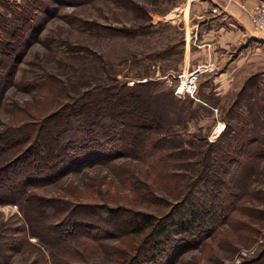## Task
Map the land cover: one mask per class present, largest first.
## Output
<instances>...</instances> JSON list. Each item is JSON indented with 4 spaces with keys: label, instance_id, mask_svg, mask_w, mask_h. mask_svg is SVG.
<instances>
[{
    "label": "rangeland",
    "instance_id": "1",
    "mask_svg": "<svg viewBox=\"0 0 264 264\" xmlns=\"http://www.w3.org/2000/svg\"><path fill=\"white\" fill-rule=\"evenodd\" d=\"M185 1L0 0V178L63 163L0 183V264H264V30L215 70ZM89 127L120 136L76 161ZM205 184L227 211L185 243L165 226Z\"/></svg>",
    "mask_w": 264,
    "mask_h": 264
},
{
    "label": "trees",
    "instance_id": "2",
    "mask_svg": "<svg viewBox=\"0 0 264 264\" xmlns=\"http://www.w3.org/2000/svg\"><path fill=\"white\" fill-rule=\"evenodd\" d=\"M109 120H113V118H110ZM89 122V120L87 121ZM66 124H63L62 128L55 130L57 136H61L63 132L68 131V129H65ZM79 137H74V140L79 141L80 144H83L85 142H89L88 145H86L85 149L82 151H73L72 156L75 159H78L76 161H82L86 162V160L89 157L88 154L94 153H103L102 151L107 148L109 142L113 141L114 139L118 138L120 136L119 132H116L115 130H110L108 132H102V134H99L98 131L95 129H92L91 127L85 128L84 131H81ZM103 141V142H102ZM112 146V145H111ZM81 148H84L81 145ZM31 149H28L26 154L30 153ZM105 153V151H104ZM69 161L68 164H70ZM63 167V163L55 161L54 164L50 166H45L42 169H38L36 172L34 170H23V174L21 176H10V178L5 179L6 181H2L4 179V176H1L0 183H6L5 186L11 187L14 189V191H23L28 188V186L31 185H37L38 183H43L46 181H49L53 179L57 174V170ZM10 168V167H8ZM48 168V169H47ZM67 171L72 170V168H69V165L66 166ZM7 169V168H4ZM13 175V173L11 174ZM214 177H216L217 184H224L223 178L219 177L220 175L217 173H213ZM58 176V175H57ZM218 186V185H217ZM223 186V185H222ZM214 187V186H213ZM216 187V186H215ZM210 189L207 184H205V189L202 191L203 197H198L188 203L187 209H185V213H182L181 215H177L175 219L172 220L170 224V228L167 229L165 226V230H169L175 238H181L185 243L191 239L190 237L193 236V238L203 234L207 228L210 227V220H216V217L220 216L221 213L224 211H227V206L225 205V201L228 199L229 196H222L223 190H219L214 192L216 188ZM225 187L223 186L222 189ZM226 197V199H225ZM115 211V210H114ZM113 215H119L117 213H113ZM214 218V219H213ZM128 226H132L136 224V219H129L127 218ZM150 215L143 214V220H140L138 222H148L150 221ZM74 225L75 221H74ZM142 229H138V231H141ZM179 236V237H178ZM189 243V242H187ZM162 246L161 244H152V246L149 249H152L154 247ZM184 246V245H183Z\"/></svg>",
    "mask_w": 264,
    "mask_h": 264
},
{
    "label": "crops",
    "instance_id": "3",
    "mask_svg": "<svg viewBox=\"0 0 264 264\" xmlns=\"http://www.w3.org/2000/svg\"><path fill=\"white\" fill-rule=\"evenodd\" d=\"M258 2L259 0H186L185 18L189 19H185V31L190 28L193 35L196 33L198 36V61L211 63L215 70H220L232 56V49L244 47L248 39L254 38L251 14L254 13ZM192 18L197 21L193 22ZM258 49L261 51L257 52L264 56V48ZM252 52H246L242 57L246 66L254 60ZM190 54L192 57V52ZM234 58L236 55L232 56L231 60ZM235 62L238 63L239 60Z\"/></svg>",
    "mask_w": 264,
    "mask_h": 264
},
{
    "label": "built area",
    "instance_id": "4",
    "mask_svg": "<svg viewBox=\"0 0 264 264\" xmlns=\"http://www.w3.org/2000/svg\"><path fill=\"white\" fill-rule=\"evenodd\" d=\"M252 21L255 25H257L259 28L264 30V0H259V2L257 3L255 11L252 15ZM194 72L196 71H192L191 73H194ZM196 77L197 75H195L194 77L195 82L190 87H186L185 89H183L181 88V86H179L180 89L178 88L177 91L194 92L197 88Z\"/></svg>",
    "mask_w": 264,
    "mask_h": 264
},
{
    "label": "bare ground",
    "instance_id": "5",
    "mask_svg": "<svg viewBox=\"0 0 264 264\" xmlns=\"http://www.w3.org/2000/svg\"><path fill=\"white\" fill-rule=\"evenodd\" d=\"M191 78H192V79H191L192 81H191L190 83L188 82V83H187L186 85H184V86L181 84V85H180L181 88L185 89L186 87H190V86L195 82V81H194V75H193Z\"/></svg>",
    "mask_w": 264,
    "mask_h": 264
}]
</instances>
